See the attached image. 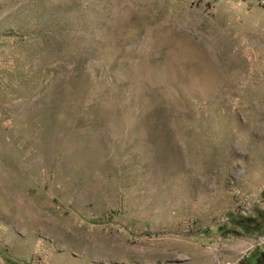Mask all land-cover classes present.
Returning a JSON list of instances; mask_svg holds the SVG:
<instances>
[{"label":"rangeland","instance_id":"rangeland-1","mask_svg":"<svg viewBox=\"0 0 264 264\" xmlns=\"http://www.w3.org/2000/svg\"><path fill=\"white\" fill-rule=\"evenodd\" d=\"M263 204L254 0H0V264H240Z\"/></svg>","mask_w":264,"mask_h":264},{"label":"built area","instance_id":"built-area-1","mask_svg":"<svg viewBox=\"0 0 264 264\" xmlns=\"http://www.w3.org/2000/svg\"><path fill=\"white\" fill-rule=\"evenodd\" d=\"M239 1V0H234ZM255 3L264 8V0H254ZM264 212V204L261 207ZM254 203L251 199H243L239 204L237 210L233 213V215H240L242 217H251L253 216ZM227 220V219H226ZM251 249L255 248L260 253L264 255V236H256L251 244ZM248 250V249H247Z\"/></svg>","mask_w":264,"mask_h":264},{"label":"trees","instance_id":"trees-1","mask_svg":"<svg viewBox=\"0 0 264 264\" xmlns=\"http://www.w3.org/2000/svg\"><path fill=\"white\" fill-rule=\"evenodd\" d=\"M240 264H264V255L260 252L256 253L255 255H252V257H250L247 261L241 262Z\"/></svg>","mask_w":264,"mask_h":264}]
</instances>
